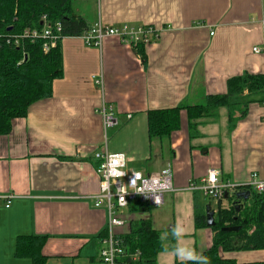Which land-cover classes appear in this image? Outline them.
Returning a JSON list of instances; mask_svg holds the SVG:
<instances>
[{"label": "crops", "instance_id": "1", "mask_svg": "<svg viewBox=\"0 0 264 264\" xmlns=\"http://www.w3.org/2000/svg\"><path fill=\"white\" fill-rule=\"evenodd\" d=\"M83 4L76 13L89 27L152 26L161 30L159 40L142 47L144 62L116 38H105L100 48L81 37L61 40L62 73L51 97L30 106L26 117L14 119L9 133L0 135V197L14 196L8 209L0 199V264H31L15 255L17 239L31 236L45 237V264H100L108 215L94 208L99 180L93 153L105 142L109 153L127 158L130 170L147 175L170 166L175 190L159 208L120 210L125 223L117 235L128 234L132 222L148 220L166 248L155 264L183 262L173 254L178 247L198 256L211 246L213 233L195 228V198L205 213L208 205L187 187L209 170L234 184H247L252 173L264 180V105L250 104L231 131L227 110L220 108L216 117L201 120L194 138L182 113L178 131L150 140L147 113L204 105L208 95L226 92L229 78L264 75V54L252 52L264 46V0ZM93 77L102 79V88ZM103 105L114 108L116 126L104 129L95 112ZM175 227L179 237L172 235ZM222 256L264 264V249Z\"/></svg>", "mask_w": 264, "mask_h": 264}, {"label": "trees", "instance_id": "2", "mask_svg": "<svg viewBox=\"0 0 264 264\" xmlns=\"http://www.w3.org/2000/svg\"><path fill=\"white\" fill-rule=\"evenodd\" d=\"M75 0H0V32L21 35L27 29L40 27L39 20L45 16L51 25L60 24L63 38L80 37L89 29L88 24L76 13ZM59 41L54 48L43 53V41L31 43L22 40L19 49L0 46V135L9 133L14 119L24 118L33 104L51 97L53 82L62 73V54ZM142 62L144 54L138 47ZM264 104V75L243 73L231 77L226 82V92L208 95L204 105L187 108L150 110L147 113L149 139L169 137L180 128L182 113L187 118L191 138L197 137V126L203 119L214 118L218 109L228 113V130L244 118L250 104ZM247 201H240V209L217 206L211 228L206 225V217L199 199L195 198L194 226L196 229L209 228L212 233L211 246L198 255L207 259L208 264H237L222 256L236 251H260L264 249V193L251 190ZM211 211V204L207 202ZM135 211L146 212L150 208L140 203L129 204ZM239 227L238 232H223L222 229ZM126 255L136 252L139 256L132 261L128 256L121 264H155V258L163 247L160 234L148 220H138L130 224V232L121 236ZM174 243V239H172ZM44 236L20 237L16 241L15 255L28 258L31 264H45L41 254ZM169 249V248H168ZM174 246L170 248L173 250ZM175 264H201L199 259H191ZM262 264V263H249Z\"/></svg>", "mask_w": 264, "mask_h": 264}, {"label": "built area", "instance_id": "3", "mask_svg": "<svg viewBox=\"0 0 264 264\" xmlns=\"http://www.w3.org/2000/svg\"><path fill=\"white\" fill-rule=\"evenodd\" d=\"M98 3L99 0H88ZM40 27L37 29H25L21 35H8L0 32V46L8 48H21L22 40L29 39L31 43L36 40L43 41L41 50L43 53L54 48L63 39L60 24L51 25L45 16L39 20ZM161 30L152 26H129L121 25L114 27L96 23L89 27L80 37L86 45L101 47L105 38H116L124 46L137 51L138 47L152 45L159 40ZM252 52L264 54L262 48L254 47ZM96 86L102 88V79L93 77ZM264 105V104H263ZM95 112L100 115L104 129L117 125L115 110L110 105H103ZM130 118V116H127ZM95 162V173L99 180V192L92 199L94 208H103L107 212L108 221L100 240L99 259L100 264H121L119 261L126 258V249L123 239L117 235L116 229L124 226V220L120 215L121 209L128 208L131 203H140L150 209L159 208L163 204L165 195L175 192L172 186V170L166 166L160 172L154 174H143L128 169V160L123 154H111L107 150L106 142L93 153ZM117 163L113 165L112 161ZM113 170L117 175H112ZM137 174L139 178H137ZM187 190L200 194L207 202L223 208L239 204L236 193L251 190L258 194L264 193V180H260L256 173H252L247 184H234L228 180H222L220 172L209 170L205 177L197 181H191ZM13 195L1 196L4 207L8 209L11 205ZM122 197V200H121ZM139 253L129 255V259L136 261Z\"/></svg>", "mask_w": 264, "mask_h": 264}, {"label": "clouds", "instance_id": "4", "mask_svg": "<svg viewBox=\"0 0 264 264\" xmlns=\"http://www.w3.org/2000/svg\"><path fill=\"white\" fill-rule=\"evenodd\" d=\"M112 163H113V165H115L117 163V161L113 160ZM112 175H114V176L117 175V172L115 170H113ZM137 178H139L138 174H137ZM121 200H122V197H121ZM172 235L174 237H179L181 235L180 230L175 227L172 230ZM173 254L175 256H177L181 261L188 260V259H199L201 264H208V261L206 258L198 257V256L194 255V253L192 252L191 249H187L184 247H178L174 250Z\"/></svg>", "mask_w": 264, "mask_h": 264}, {"label": "water", "instance_id": "5", "mask_svg": "<svg viewBox=\"0 0 264 264\" xmlns=\"http://www.w3.org/2000/svg\"><path fill=\"white\" fill-rule=\"evenodd\" d=\"M236 199L237 202L239 201H247L248 197H249V192L248 191H244V192H238L236 193ZM234 209L236 212L239 211L240 209V204H236L234 206ZM205 217H206V225L207 227L211 228L215 225V221H214V212L211 211L209 209V207H206V213H205ZM239 227H231V228H225L222 229L223 232H238L239 231Z\"/></svg>", "mask_w": 264, "mask_h": 264}, {"label": "rangeland", "instance_id": "6", "mask_svg": "<svg viewBox=\"0 0 264 264\" xmlns=\"http://www.w3.org/2000/svg\"><path fill=\"white\" fill-rule=\"evenodd\" d=\"M84 1H87V0H75L74 1V3L76 4V6H78V8H79V6L81 7H84ZM121 210H123V209H121ZM122 212V211H121ZM122 213H124V211L122 212Z\"/></svg>", "mask_w": 264, "mask_h": 264}]
</instances>
